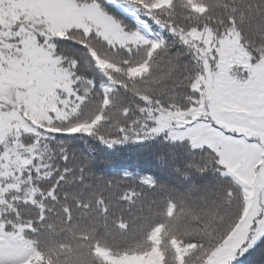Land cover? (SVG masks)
<instances>
[{"label":"snow or ice","instance_id":"obj_1","mask_svg":"<svg viewBox=\"0 0 264 264\" xmlns=\"http://www.w3.org/2000/svg\"><path fill=\"white\" fill-rule=\"evenodd\" d=\"M153 254L264 264V0H0V264Z\"/></svg>","mask_w":264,"mask_h":264},{"label":"trees","instance_id":"obj_2","mask_svg":"<svg viewBox=\"0 0 264 264\" xmlns=\"http://www.w3.org/2000/svg\"><path fill=\"white\" fill-rule=\"evenodd\" d=\"M119 158L122 162H131L133 166L137 163L147 162L145 166L149 167L155 173L157 188L149 191L148 189H139L144 193L142 199L147 203L152 198L159 199L161 192L175 193L184 188L182 182V175L185 169L181 166L179 173L176 171V165L168 159H162V153L155 149H149L147 146H138L135 144H128L122 150H117L112 156H108L97 151V175L104 179H116L119 175L116 171H105L113 160ZM131 183V181H129ZM137 236L135 227L130 228L129 232L123 235H117L116 239L121 246L129 244ZM127 264H158V259L155 254L148 258H141L138 260L128 261Z\"/></svg>","mask_w":264,"mask_h":264}]
</instances>
